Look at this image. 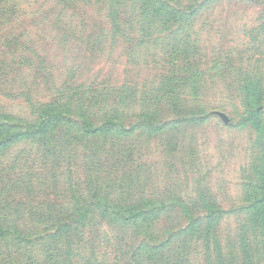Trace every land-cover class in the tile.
<instances>
[{
	"label": "trees",
	"instance_id": "16d2710c",
	"mask_svg": "<svg viewBox=\"0 0 264 264\" xmlns=\"http://www.w3.org/2000/svg\"><path fill=\"white\" fill-rule=\"evenodd\" d=\"M53 1L47 14L57 13L52 32L65 57L61 77L54 75L27 31L13 30L6 41L13 45L9 65L0 62V94L21 97L29 109L27 116H15L0 106V264H194L192 252L208 259L209 235L221 258L211 226L234 210L190 209L179 205L176 197L145 194L138 171L129 173L127 152L100 161L109 154L98 141L108 135L113 137L108 145L113 146L126 141L129 132L164 133L171 126L209 119L208 106L200 101V92L207 88L200 77L204 71L190 67L189 50L177 51L185 62L179 71L170 63L172 74L169 71L157 88L142 94L135 85L77 82L81 66L69 61L66 50L68 45H88L91 51L103 52V45H127L135 52L143 45H174L176 33L206 1ZM79 3L97 7L107 26L88 25L84 19L78 25L73 22L68 10ZM86 25L92 27L88 33ZM186 38L175 45H188ZM174 55L172 47L169 56ZM93 57L91 53L90 61ZM217 65L212 63L207 71L220 74ZM11 73L9 87L1 76ZM259 85L248 77L231 78L224 85L234 93L229 100H238L245 112L236 126L259 125L264 115ZM220 108L225 109L221 104ZM18 145L21 148L7 158ZM109 167L119 171L118 176L108 173ZM255 189L261 195L241 210L264 205V185ZM171 213L184 224L160 223Z\"/></svg>",
	"mask_w": 264,
	"mask_h": 264
},
{
	"label": "rangeland",
	"instance_id": "374dc122",
	"mask_svg": "<svg viewBox=\"0 0 264 264\" xmlns=\"http://www.w3.org/2000/svg\"><path fill=\"white\" fill-rule=\"evenodd\" d=\"M205 1L201 12L194 14L176 33L174 45H143L135 52H130L127 45H103V52L91 51L88 45H68L66 50L70 52L69 61L81 66L77 82L135 85L140 94L159 86L164 76H168L170 63L179 71L185 62L177 51L189 50L190 67L204 71L200 77L207 88L200 92V101L208 106L205 110L210 114L209 119L203 123L171 126L164 133L153 134L144 129L129 132L126 141L113 146L108 145L113 137L104 135L107 138L99 139L98 145L109 156H101L100 161L121 158L127 152L129 173L138 171L136 177L145 194L160 195L164 199L176 197L180 199L179 205L190 209L205 206L234 210L211 226L217 234L215 240L221 258L214 252L209 235L208 259L206 254L203 257L192 252L194 264H219L218 259L221 264H264V205L241 210L261 195L255 187L264 185V115L259 117L258 126H236L245 112L238 100H229L230 93L232 96L234 93L224 86L231 78L248 77L261 84L264 91V0ZM54 5L53 0H1L0 62L9 65L13 45H6V41H10L13 30L27 31L33 35L35 49L46 57L54 75L61 77L65 57L53 40L52 30L57 13L47 14ZM67 16L77 25L84 19L88 25L107 26L105 14L92 5L79 3L68 10ZM88 25L86 33L92 28ZM185 37L188 45H175ZM172 47L174 58L169 56ZM91 53L95 56L92 61ZM214 62L221 67L220 74L207 71ZM1 77L7 78L9 87L13 85V73ZM0 106L15 116L29 114L21 97L0 94ZM20 148L21 145L14 146L7 158H12ZM83 154L81 150L79 159ZM136 164L139 168H135ZM78 167L81 175L83 162ZM127 169L125 166L123 171ZM107 171L115 177L119 174L110 167ZM173 220L184 224L177 213L161 218L160 223Z\"/></svg>",
	"mask_w": 264,
	"mask_h": 264
},
{
	"label": "water",
	"instance_id": "95a60500",
	"mask_svg": "<svg viewBox=\"0 0 264 264\" xmlns=\"http://www.w3.org/2000/svg\"><path fill=\"white\" fill-rule=\"evenodd\" d=\"M224 121H225V123H228V119H227V118H225V117H224Z\"/></svg>",
	"mask_w": 264,
	"mask_h": 264
}]
</instances>
